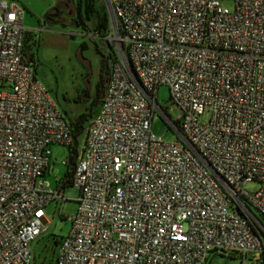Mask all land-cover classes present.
Wrapping results in <instances>:
<instances>
[{"label": "built area", "instance_id": "built-area-1", "mask_svg": "<svg viewBox=\"0 0 264 264\" xmlns=\"http://www.w3.org/2000/svg\"><path fill=\"white\" fill-rule=\"evenodd\" d=\"M222 1H110L117 58L83 130L56 264H264V0ZM23 17L0 0V264L35 263L45 208L66 199L44 178L51 147L73 140L23 56ZM156 114L175 138L152 132Z\"/></svg>", "mask_w": 264, "mask_h": 264}, {"label": "rangeland", "instance_id": "rangeland-1", "mask_svg": "<svg viewBox=\"0 0 264 264\" xmlns=\"http://www.w3.org/2000/svg\"><path fill=\"white\" fill-rule=\"evenodd\" d=\"M16 1L24 9V27L32 30L33 38L36 40V44L31 45V51L35 56L37 79L49 92L65 117L74 116L79 111L84 110L83 99H92L95 95L101 58L97 49L107 55L112 51L108 44L111 42L106 37H97L88 31L85 32L81 28L75 27L74 19L67 25L45 23L43 16L52 0ZM101 4H105L110 10V2L99 0L98 5ZM222 4L228 8L233 7L232 0H223ZM103 80H105V76ZM85 89L86 95L83 96ZM168 98L167 86H160L157 91L159 105L165 107L166 104H169ZM77 99L82 100L81 103H77ZM92 109L97 114L100 105H95ZM209 117V112H205L200 119L207 121ZM151 130L155 135L162 136L165 141L176 136L159 114L154 117ZM51 149V163L44 178L48 187L54 189L61 185V180L65 179L66 172L70 170V167L64 163L69 155V147L55 144L52 145ZM244 188L254 192L259 188V183L253 181L247 183ZM64 194L66 198L64 201L50 203L45 208L48 220L47 230L33 244L36 264H55L57 249L55 238L64 236L70 227V220L67 217L71 216L77 209V201L75 200L77 190L68 184L64 188ZM59 209L61 214H59ZM254 213L262 218L256 210ZM210 264H240V260L232 256H215Z\"/></svg>", "mask_w": 264, "mask_h": 264}, {"label": "trees", "instance_id": "trees-1", "mask_svg": "<svg viewBox=\"0 0 264 264\" xmlns=\"http://www.w3.org/2000/svg\"><path fill=\"white\" fill-rule=\"evenodd\" d=\"M99 0H82L81 2V13L74 19V26L77 28H81L85 32L88 31L89 33L97 36V37H105L110 29V15L109 11L105 4L98 5ZM101 41V40H100ZM108 43V42H107ZM36 44V40L33 38V33L30 29H25L23 32V46H22V53L24 58L31 62L35 68V56L34 53L31 51V45ZM112 51L110 53L103 54L100 52L99 49L97 51L101 54L100 58V69H99V79L96 84L95 95L92 99L88 100H80L77 99V103L84 104V110L79 111L74 116H69L66 118L69 123L71 136H72V143L68 146L69 147V155H68V162L66 163L70 170L66 172L65 179L61 180V187L65 188L68 184L72 185V176H73V168L76 160V156L78 154V146L82 139V134L86 123L95 115L93 111V106L100 105L102 101L103 91H104V82L108 79L111 68L113 63L116 61V53L112 44L108 43ZM105 76V80H103ZM86 95V94H85ZM66 114V112H65ZM80 141V142H79ZM55 238V244L58 246L61 239ZM37 240V239H36ZM36 242V241H35ZM35 250V249H34ZM56 256H57V249H56ZM56 256H55V264H56ZM212 254L206 260V264L212 258ZM36 264V257L35 263Z\"/></svg>", "mask_w": 264, "mask_h": 264}, {"label": "flooded vegetation", "instance_id": "flooded-vegetation-1", "mask_svg": "<svg viewBox=\"0 0 264 264\" xmlns=\"http://www.w3.org/2000/svg\"><path fill=\"white\" fill-rule=\"evenodd\" d=\"M82 0H52L43 16V20L48 24L67 25L76 19L81 13ZM86 92H83V96Z\"/></svg>", "mask_w": 264, "mask_h": 264}, {"label": "water", "instance_id": "water-1", "mask_svg": "<svg viewBox=\"0 0 264 264\" xmlns=\"http://www.w3.org/2000/svg\"><path fill=\"white\" fill-rule=\"evenodd\" d=\"M108 2H110V0H107ZM107 84V80L104 82V88L106 87Z\"/></svg>", "mask_w": 264, "mask_h": 264}, {"label": "crops", "instance_id": "crops-1", "mask_svg": "<svg viewBox=\"0 0 264 264\" xmlns=\"http://www.w3.org/2000/svg\"><path fill=\"white\" fill-rule=\"evenodd\" d=\"M25 28H26V27H25ZM26 29H28V28H26ZM31 31H32V30H31ZM33 32H34V31H33ZM35 77H36V75H35ZM36 78H37V77H36ZM48 168H49V167H48ZM48 168H47V169H48ZM47 169H46V171H47ZM45 173H46V172H45Z\"/></svg>", "mask_w": 264, "mask_h": 264}, {"label": "clouds", "instance_id": "clouds-1", "mask_svg": "<svg viewBox=\"0 0 264 264\" xmlns=\"http://www.w3.org/2000/svg\"><path fill=\"white\" fill-rule=\"evenodd\" d=\"M111 1V0H110ZM108 11H109V9H108ZM110 15V14H109ZM65 116V115H64Z\"/></svg>", "mask_w": 264, "mask_h": 264}]
</instances>
